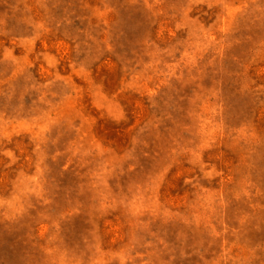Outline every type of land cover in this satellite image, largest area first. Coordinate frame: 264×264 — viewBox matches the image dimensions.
I'll list each match as a JSON object with an SVG mask.
<instances>
[{"label": "rangeland", "instance_id": "obj_1", "mask_svg": "<svg viewBox=\"0 0 264 264\" xmlns=\"http://www.w3.org/2000/svg\"><path fill=\"white\" fill-rule=\"evenodd\" d=\"M0 264H264V0H0Z\"/></svg>", "mask_w": 264, "mask_h": 264}]
</instances>
